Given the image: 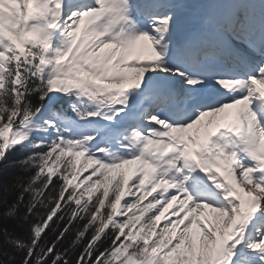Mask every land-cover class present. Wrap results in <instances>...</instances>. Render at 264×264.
<instances>
[{
  "label": "snow or ice",
  "instance_id": "snow-or-ice-1",
  "mask_svg": "<svg viewBox=\"0 0 264 264\" xmlns=\"http://www.w3.org/2000/svg\"><path fill=\"white\" fill-rule=\"evenodd\" d=\"M17 164L0 264H264V0H0Z\"/></svg>",
  "mask_w": 264,
  "mask_h": 264
},
{
  "label": "trees",
  "instance_id": "trees-1",
  "mask_svg": "<svg viewBox=\"0 0 264 264\" xmlns=\"http://www.w3.org/2000/svg\"><path fill=\"white\" fill-rule=\"evenodd\" d=\"M24 155H26V153H23L20 151L12 152L7 156V160L5 161V163H8L14 160H19ZM34 172H35V169H33L32 172H25L19 164H17L14 167H8L4 170L3 175L0 176V187H2L5 182H8L9 186H11L10 182L12 178L15 176L28 177L34 174ZM15 195H16V192L15 190H13V196ZM8 227L13 229L18 236L26 237L29 235L30 225L28 224H24V223L17 222V221H9ZM75 237H76L75 231H73L71 234H66V240L63 242L64 247L70 246L71 242L75 240ZM82 247H83V244L80 245L81 249Z\"/></svg>",
  "mask_w": 264,
  "mask_h": 264
},
{
  "label": "rangeland",
  "instance_id": "rangeland-1",
  "mask_svg": "<svg viewBox=\"0 0 264 264\" xmlns=\"http://www.w3.org/2000/svg\"><path fill=\"white\" fill-rule=\"evenodd\" d=\"M69 115H71V114H69ZM218 115H219V114H218ZM212 117H214V116H211L210 118L205 117V118H204V121H208V120H210ZM212 121L215 122V119L213 118ZM193 131H194V130H193Z\"/></svg>",
  "mask_w": 264,
  "mask_h": 264
},
{
  "label": "bare ground",
  "instance_id": "bare-ground-1",
  "mask_svg": "<svg viewBox=\"0 0 264 264\" xmlns=\"http://www.w3.org/2000/svg\"><path fill=\"white\" fill-rule=\"evenodd\" d=\"M219 115H217L216 117H218ZM208 118H210L211 117V115H209V116H207Z\"/></svg>",
  "mask_w": 264,
  "mask_h": 264
}]
</instances>
